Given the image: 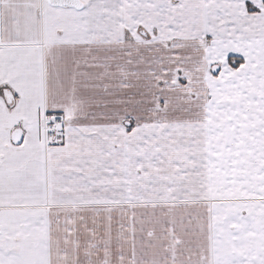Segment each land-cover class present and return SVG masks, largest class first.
Instances as JSON below:
<instances>
[{"label": "snow or ice", "instance_id": "1", "mask_svg": "<svg viewBox=\"0 0 264 264\" xmlns=\"http://www.w3.org/2000/svg\"><path fill=\"white\" fill-rule=\"evenodd\" d=\"M0 264H264V0H0Z\"/></svg>", "mask_w": 264, "mask_h": 264}]
</instances>
